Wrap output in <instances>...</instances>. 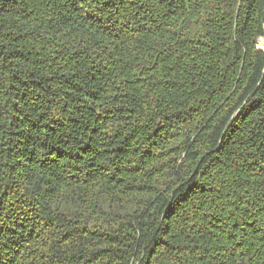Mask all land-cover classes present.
<instances>
[{
    "label": "trees",
    "instance_id": "trees-1",
    "mask_svg": "<svg viewBox=\"0 0 264 264\" xmlns=\"http://www.w3.org/2000/svg\"><path fill=\"white\" fill-rule=\"evenodd\" d=\"M264 0H0V264H264Z\"/></svg>",
    "mask_w": 264,
    "mask_h": 264
},
{
    "label": "rangeland",
    "instance_id": "rangeland-1",
    "mask_svg": "<svg viewBox=\"0 0 264 264\" xmlns=\"http://www.w3.org/2000/svg\"><path fill=\"white\" fill-rule=\"evenodd\" d=\"M263 46H264V40H263V38H260L258 41V48L262 49Z\"/></svg>",
    "mask_w": 264,
    "mask_h": 264
}]
</instances>
